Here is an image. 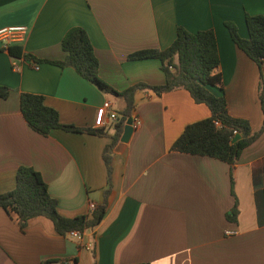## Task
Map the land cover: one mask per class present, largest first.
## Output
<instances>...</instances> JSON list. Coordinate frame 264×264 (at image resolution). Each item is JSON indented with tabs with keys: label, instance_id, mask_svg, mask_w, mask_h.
<instances>
[{
	"label": "crops",
	"instance_id": "0c3cea01",
	"mask_svg": "<svg viewBox=\"0 0 264 264\" xmlns=\"http://www.w3.org/2000/svg\"><path fill=\"white\" fill-rule=\"evenodd\" d=\"M261 13L264 0H0V27L23 24L28 30L24 41L11 45L19 47L18 56L0 47V86L8 89L0 97V193L14 187L16 169L24 165L40 172L64 217L88 214L90 203L106 201L101 220L80 237L58 233L44 216L20 228L15 215L0 207V264H264V222L255 200L264 188V129L231 168L210 156L175 151L171 145L184 126L206 118L208 107L181 87L159 95L138 89L129 116L140 126L115 151L119 133L104 195L102 154L117 119H108L102 103L110 101L118 118L124 100L70 66L38 62L62 59L61 39L78 26L93 46L100 79L113 89L159 85L165 76L157 58L127 55L166 48L177 26L189 32L211 28L222 90L210 89L223 93L228 113L246 119L255 132L263 121L259 68L223 22L232 21L246 38L245 14ZM21 92L42 95L62 123L100 127L105 134L54 128L41 135L22 117Z\"/></svg>",
	"mask_w": 264,
	"mask_h": 264
},
{
	"label": "trees",
	"instance_id": "16d2710c",
	"mask_svg": "<svg viewBox=\"0 0 264 264\" xmlns=\"http://www.w3.org/2000/svg\"><path fill=\"white\" fill-rule=\"evenodd\" d=\"M223 24L234 44L259 68L258 99L263 112V121L261 127L255 132L251 131L246 119L233 117L228 113L223 93L216 95L210 89L217 87L222 90L221 74L217 71L219 60L216 38L211 28L189 32L182 26H177L175 37L166 48L139 49L127 55L128 59L157 58L165 76L164 83L159 85L138 82L121 91L113 89L100 79L99 62L93 46L85 30L78 26L70 27L61 39V49L65 53L62 59H38V62H49L59 67L70 66L100 90L122 97L124 100V107L114 123L115 133L104 147L102 154L107 174L104 195L110 187L111 149L122 131L126 118L130 115L134 106L133 96L138 89L146 88L159 95L181 87L189 92L194 102L203 103L208 107L209 115L206 118L184 126L171 145V149L175 151L210 156L226 162L231 168L241 151L264 129V13L245 14L248 33L246 38L238 34L236 25L232 21L226 20ZM7 50L12 56L20 54L17 46H9ZM23 56L30 58L28 54ZM7 93L8 89L0 86V97H6ZM19 109L28 126L41 135H47L54 128L105 134L104 129L100 127H78L62 123L57 111L46 105L40 94L21 92ZM233 130H236L237 134H233ZM232 182L231 177V185ZM255 197L257 216L261 217V222H264V188L257 192ZM0 207L7 213L15 215L20 228L25 226L28 219L44 216L51 220L58 233L64 235L73 229L83 231L96 225L105 212L106 201L104 197L95 205L91 213L64 217L58 213L56 200L48 193L47 185L40 172L32 167L21 165L16 169L14 187L0 193ZM235 213L234 205L227 217L233 219Z\"/></svg>",
	"mask_w": 264,
	"mask_h": 264
},
{
	"label": "built area",
	"instance_id": "2783aa9c",
	"mask_svg": "<svg viewBox=\"0 0 264 264\" xmlns=\"http://www.w3.org/2000/svg\"><path fill=\"white\" fill-rule=\"evenodd\" d=\"M27 27L23 24H13V25H6L0 27V47L3 49H7L9 46L19 43L25 40L27 35ZM12 67L17 70L18 65L16 63H13ZM102 108L107 114L108 119L115 121L117 119V113L114 109L111 108V102L106 100L102 103ZM216 125H219L218 122H215ZM131 126L133 129L140 126V120L137 117L132 118ZM233 134H237L236 130L232 131ZM95 204L90 203L88 207V213H91L94 209ZM68 235L72 237H80L83 233L82 231H78L76 229L70 230L67 232ZM227 234H230L231 232L226 231ZM86 248L90 249L92 244L91 242H87ZM58 264H71L70 261H59Z\"/></svg>",
	"mask_w": 264,
	"mask_h": 264
},
{
	"label": "water",
	"instance_id": "95a60500",
	"mask_svg": "<svg viewBox=\"0 0 264 264\" xmlns=\"http://www.w3.org/2000/svg\"><path fill=\"white\" fill-rule=\"evenodd\" d=\"M263 76H264V72H263ZM131 122H132V118L130 116H128L126 118L124 124H123L122 132H121L120 137H119V142L117 143V145L114 148L115 151H121V149L124 146V143L128 140L130 133L133 130V128L131 126Z\"/></svg>",
	"mask_w": 264,
	"mask_h": 264
}]
</instances>
